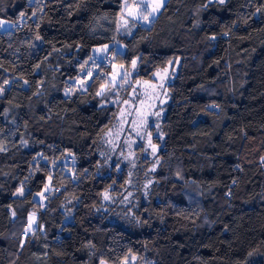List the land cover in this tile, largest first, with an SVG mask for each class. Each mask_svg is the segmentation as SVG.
Wrapping results in <instances>:
<instances>
[{"label":"trees","instance_id":"obj_1","mask_svg":"<svg viewBox=\"0 0 264 264\" xmlns=\"http://www.w3.org/2000/svg\"><path fill=\"white\" fill-rule=\"evenodd\" d=\"M119 7L0 0V19L17 25L0 31V84L14 81L0 96V264H264V12L252 16L264 0H167L132 35L116 30ZM113 37L122 62L140 58L135 81L179 60L155 156L135 140L124 160L103 141L121 107H101L95 77L65 95ZM47 180L56 191L42 206L34 194Z\"/></svg>","mask_w":264,"mask_h":264},{"label":"snow or ice","instance_id":"obj_2","mask_svg":"<svg viewBox=\"0 0 264 264\" xmlns=\"http://www.w3.org/2000/svg\"><path fill=\"white\" fill-rule=\"evenodd\" d=\"M33 2L38 3V0H29V3H33ZM215 2L220 5H224L226 3V0H215ZM211 3H213V0H209V4ZM166 4H167V0H119V5H120L119 16L116 21L117 32L123 33L125 35H132L131 29L136 27L138 24L150 26L152 22L154 21V19H156L158 15L165 9ZM207 6L208 5H204L205 8ZM262 12H264V8H257L256 12L252 13V16L256 17ZM33 16H36L35 12L33 13ZM18 19L23 20L24 13H21ZM6 25H11L12 28H15L17 26L16 23L12 21H5V20L0 19V28H5ZM212 38L215 39V37H212ZM35 39L38 41H42L43 38L37 35ZM112 44L113 46L105 44L100 48L93 49V52L96 53V55L90 56L88 60H86L84 64L80 66V70L81 72H84L86 74L87 80L77 81V83L79 84V89L83 90L87 86H90L88 84V81L93 79L92 69L86 68V65L89 63V61H92L96 67H99V64L96 63L97 61H99L100 64H102L103 61L107 59L109 56H111V58L115 60L118 56L124 55L122 51L117 50L116 46L119 45V42L115 39V37H113ZM31 47L35 48L36 45L33 44L31 45ZM119 47L123 48L124 46L119 45ZM45 59H47V57H45ZM139 59L140 58L137 57L136 59L131 60V69H132L131 72H129L122 64L121 65L113 64L112 67L114 71L113 73L110 74L111 79L107 83L100 85V90L96 92V96L103 97L106 93H113L114 95H116L117 99L113 101H108V103L119 104L121 102L119 100V93L116 92L115 90L118 88H123L125 87V85L131 84V77L137 71V63ZM168 63L169 65L177 64L179 63V60L178 59L170 60ZM36 67L38 68L39 65H37ZM172 75H174V71L170 73L168 67H165L163 70H157L156 72L152 73V77L153 79L157 81V83H153L152 81L137 80L136 85L144 88V92L137 95L138 88L134 87L132 95L139 101L140 104H144V100L141 99V96L147 97L153 101H159L160 104H163L164 101L160 100L159 98L162 94L165 96L167 95V91L165 89V83L171 79ZM12 83H14V81H9L5 79L3 83L0 84V96H3L4 93L7 91L6 86ZM24 84L25 85L28 84V81H24ZM160 89H165V90L163 93H161L160 91H158ZM71 91H72L71 89H66L65 95L66 96L69 95ZM123 103L128 105L129 101L124 100ZM151 106L155 107V104ZM101 107H103V104L101 105ZM211 107H219V106L212 105ZM133 111L139 117V123L137 122L136 118H133L131 121V125H132L131 130L135 132L136 135L140 137L141 140H144L145 137L147 138V148H143L142 150L147 152L148 149L150 148L151 154L155 156L157 153V145H154L152 143V133L145 131V134L141 135V131L146 130L150 126L149 117H155L158 119L161 116L162 109L161 111L143 112L141 111L140 108H135L133 109ZM6 112L7 110H5V114ZM131 114L132 113L127 112L126 110H121L120 112L121 121L123 122L125 120V117ZM155 127H156V130L159 132V124H156ZM120 131H123L122 123H121L120 130L116 132L117 137H119ZM112 135H113L112 129H109L107 132L104 133L102 137L103 141L105 143L112 144V141L108 139V137H111ZM160 138L163 139V134L160 135ZM21 143L24 144L25 146L27 145V141H21ZM125 143L127 144L128 142L125 141ZM133 143H135V141H133ZM0 151H6V149L2 145H0ZM38 155H40L42 159H46V157H43L42 154L38 153ZM68 155L72 156V158L75 159L74 154L69 153ZM101 155H104V153H101ZM125 159H127V157H125ZM262 160H264V158H262ZM157 164H159V160H157ZM151 171H155V166L151 169ZM50 179L51 177H49V180ZM145 187H147V185ZM44 189H45V192H47L50 190V186L48 184H45ZM15 194L23 195V187L17 189V193ZM37 195L41 197V201L47 198L44 195V192L38 193ZM129 195H131V193H129ZM104 199L108 200L110 199V196L107 193H105ZM13 215H15V213H13ZM28 223H29V227L25 231L24 233L25 235H27L28 232L31 231V229L35 226V214H31L29 216ZM249 255H252V254L249 253ZM100 264H105V261L101 260ZM122 264H129L128 256L124 258Z\"/></svg>","mask_w":264,"mask_h":264},{"label":"rangeland","instance_id":"obj_3","mask_svg":"<svg viewBox=\"0 0 264 264\" xmlns=\"http://www.w3.org/2000/svg\"><path fill=\"white\" fill-rule=\"evenodd\" d=\"M13 29L14 28H12L11 25H6L5 28H0V31L6 33V32H10ZM102 46L103 45L95 46V47H93V49L100 48ZM110 46H113V44L110 45ZM116 47H117V50L118 51H122V48L119 47V45H117ZM93 49H92V53L90 54V56L91 55H93V56L96 55V53L93 52ZM96 63L99 64V67H96L93 64L92 61H89V63L86 65V68L87 69H92V71H93V77H95L96 80L98 81L99 86H98V90L97 91L100 90V85L101 84L107 83L111 79V75L110 74L113 73V71H114V69L112 67L113 64H115V65H121L122 64V65H124V67L129 72L132 71V69H131V62L130 63H124V62H122V59H121L120 56H118L115 60H113L111 58V56H109L107 59H105L103 61L102 64H100L99 61H97ZM177 64H173V68L171 67V65H168L167 66L169 68L170 73L174 71V74H175V70H176ZM163 69L164 68L157 69V70H163ZM135 74H136V72L131 77V84L130 85H125V87L118 88V89L115 90L116 92L119 93V100L121 101L119 104L108 103V101H113V100H116L117 99L116 95H114L113 93H106L103 97H98L99 100H100V105L103 104V107L112 108L113 111L117 107L118 108L121 107L120 110H119V112H118V114H117V117H116V120H117L116 125L113 127V130H114L113 131V135L111 137H108V139L112 141V144H108V146H110L111 150H113V149L116 150L118 147H120L119 148V151H120V149H125L124 150V153L126 152V154H124V156L122 158L124 160H128V161H130V159H132L131 154H130L131 153L130 151H132V149L135 147V143H133V141L137 140L136 141L137 145L140 144L141 146H143V148H147V138L145 137L144 140H141L140 137H138L136 135V133L131 130V128H132L131 121H132L133 118H136L137 119V122L139 123V117L133 111V109L140 108L141 111H143V112L161 111V109H162L161 116L158 119L155 118V117H149V124H150V126L146 130H142L141 131V135H144L145 134V131H148V132H151L152 133V137L153 136L160 137V135H161V132H160V123H161L162 117L164 115V108H165L164 106H165L166 101L168 99V95L165 96V95L162 94L159 99L160 100H163L164 103L163 104H160L159 101H153V100H151V99H149L147 97L141 96V99L144 100V104H140L139 101L132 95L131 97H132V99H134V101H132V102L129 101V104L128 105L124 104L123 101L126 98L125 97L126 96L125 94H127L126 92H128L130 90V88L133 89L134 87H136V85H134V84H136V81L134 79ZM79 80H87V76H86V74L84 72H80V76L78 78H76L75 80H72V82L68 84L69 87L67 89H71L72 90L70 92V94L73 93V92H75V91H77V90H81V89H79V84L77 83V81H79ZM140 81H152L153 83H157V81L155 79H153V77L151 79L140 80ZM166 83H165V89H166ZM136 88H138L137 95H139V94H141V93L144 92V88L139 87V86H137ZM165 89H160L158 91H160L161 93H163ZM153 104H155V107H152L151 106ZM121 110H126L127 112L132 113L131 115L126 116L125 117V120L123 122L120 119V112H121ZM121 123L123 124V131H120L119 137H117L116 136V132L120 130ZM156 124H159V132L156 130V127H155ZM125 141H127L128 143L126 144ZM157 149H158V146H157ZM147 154H149V155L151 154V149L150 148L148 149L147 152L143 151V155L144 156L147 155ZM125 157H127V159H125ZM62 161L65 164H70L72 162L71 157H68V156H66L64 159H62ZM150 168H151V163H150ZM64 172H69L68 166L65 167ZM178 177H179V175H178ZM46 184H48L50 186V190L47 191V192H45V189L43 188V190L41 192H44V195L48 198L49 195L54 194L56 190L53 189V187L48 182V180H47V183ZM22 187H23V192H24L26 190V188L24 186H22ZM187 190H188V193H186V196L188 197V201L190 202V204L192 203V206H193L191 209H193V213L194 214H198L197 206H195V208H194V205H196L197 201L195 200L196 203L194 204V196H193L194 193H193V190L190 187V185L187 186ZM41 192H38V193H41ZM38 193H35L34 194V199L36 201H39L44 206L46 204L47 198L44 199L43 201H41V197L39 195H37ZM16 196H21V195H16ZM31 214H35V226L28 233H32L35 230V228H36V211H31L29 213V215H28V221H29V216ZM69 219H70V216H67L66 217V220H69ZM28 227H29V223L27 222V226L25 227V229L23 231L24 233L28 229ZM128 257H129V264H131L130 262H133V260H134L133 259V256H128ZM105 264H108V263L105 261Z\"/></svg>","mask_w":264,"mask_h":264},{"label":"built area","instance_id":"obj_4","mask_svg":"<svg viewBox=\"0 0 264 264\" xmlns=\"http://www.w3.org/2000/svg\"><path fill=\"white\" fill-rule=\"evenodd\" d=\"M91 56H93V55H91Z\"/></svg>","mask_w":264,"mask_h":264}]
</instances>
